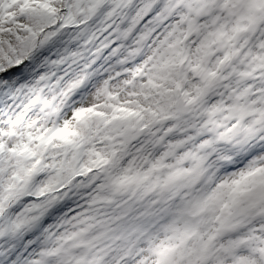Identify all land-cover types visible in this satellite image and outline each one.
<instances>
[{
	"label": "snow or ice",
	"instance_id": "6c2138e0",
	"mask_svg": "<svg viewBox=\"0 0 264 264\" xmlns=\"http://www.w3.org/2000/svg\"><path fill=\"white\" fill-rule=\"evenodd\" d=\"M0 264H264V0H0Z\"/></svg>",
	"mask_w": 264,
	"mask_h": 264
}]
</instances>
